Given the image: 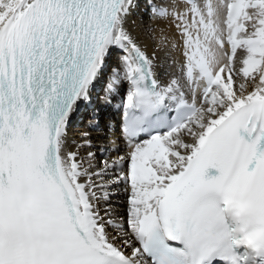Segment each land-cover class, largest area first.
Returning a JSON list of instances; mask_svg holds the SVG:
<instances>
[{
  "label": "snow or ice",
  "instance_id": "6c2138e0",
  "mask_svg": "<svg viewBox=\"0 0 264 264\" xmlns=\"http://www.w3.org/2000/svg\"><path fill=\"white\" fill-rule=\"evenodd\" d=\"M0 264H264V0H0Z\"/></svg>",
  "mask_w": 264,
  "mask_h": 264
},
{
  "label": "bare ground",
  "instance_id": "6f19581e",
  "mask_svg": "<svg viewBox=\"0 0 264 264\" xmlns=\"http://www.w3.org/2000/svg\"><path fill=\"white\" fill-rule=\"evenodd\" d=\"M145 21L147 22V16L145 15ZM163 54H161L162 56ZM164 69L160 68L158 69V72H163ZM112 116V111L106 110L100 113L99 119L101 122H107ZM89 119H91V116L89 113L85 112L82 116H80L73 124L72 129L70 130L69 136L71 138H75L77 143H81V135L85 132L91 133V139L95 145V147L92 149V151L97 152L98 159L102 158L100 149L101 148H110L112 147L111 140L115 137L109 136L108 139H97L99 133L93 131L88 124ZM118 120V118H117ZM120 129L119 127L116 128V136H120ZM118 146L124 147L123 141L120 140L117 142ZM74 147V146H73ZM117 206L120 208L121 211L124 210L125 205L123 204L122 197L117 198Z\"/></svg>",
  "mask_w": 264,
  "mask_h": 264
}]
</instances>
